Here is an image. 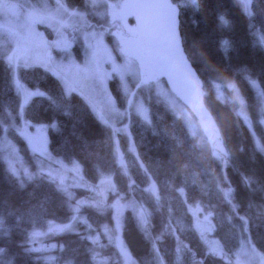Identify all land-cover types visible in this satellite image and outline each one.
I'll use <instances>...</instances> for the list:
<instances>
[{
	"label": "trees",
	"instance_id": "trees-1",
	"mask_svg": "<svg viewBox=\"0 0 264 264\" xmlns=\"http://www.w3.org/2000/svg\"><path fill=\"white\" fill-rule=\"evenodd\" d=\"M103 1L111 4L114 0ZM171 1L178 7L182 47L197 74L201 104L226 153L220 159L208 144L189 135L181 118L158 102L151 89L147 94L140 90L149 122L129 113L126 134H114L78 94H66L60 82L39 67L16 70L20 83L42 92L22 105L2 58L0 137L5 134L31 165L25 141L3 127L21 118L45 124L53 157L76 162L88 183H96L102 175L111 177L115 188L107 197L111 207L81 209L97 233L104 226H116L118 246L102 250L113 257L110 264H159L160 259L165 264H234L231 254L242 239L264 256V152L256 147L252 135L254 132L264 144L258 121V92L264 99V48L260 42L264 38V0H249V13L237 0ZM63 2L88 19L65 33L77 56L83 31L103 33L115 48L110 32L120 30L117 20L107 24L85 0ZM129 23L133 24L132 18ZM41 29L51 35L46 24ZM46 44L52 46L48 37ZM215 84L235 86L251 128L237 115L229 94L223 100L216 97ZM109 87L118 108L126 109L118 81L111 79ZM115 205L122 207L117 211L119 218ZM139 205L148 213L147 234L137 221ZM194 206L209 213L211 236L223 252L209 251L192 227L188 209ZM69 218L66 197L52 182L41 176L19 182L0 155V264H50L27 248L29 235L43 230L48 222L63 224ZM171 223H177L176 227ZM48 241L58 247L57 264H94L96 247L84 232H64Z\"/></svg>",
	"mask_w": 264,
	"mask_h": 264
},
{
	"label": "rangeland",
	"instance_id": "rangeland-1",
	"mask_svg": "<svg viewBox=\"0 0 264 264\" xmlns=\"http://www.w3.org/2000/svg\"><path fill=\"white\" fill-rule=\"evenodd\" d=\"M97 15L104 18L107 24L118 21L119 31H111L110 45L103 33L94 31L82 32L81 50L77 54L72 47V40L65 35L77 23H87L86 15L66 8L63 0H0V58L6 62L12 75L14 90L25 105L35 95H42L38 89H30L20 83L16 77L19 68L39 67L55 77L66 94H78L88 105L96 119L110 128L114 134H126V116L130 113L145 123L149 122L148 111L140 95V90L148 93L185 123L190 136L200 143H206L213 149L216 158L225 155L218 132L209 115L199 105L191 104L183 95H175L164 83L163 77L152 64L142 58L143 45L132 18L131 0H114L106 4L103 0H85ZM193 2L194 0H187ZM244 11L249 13V0H237ZM106 4V6H105ZM40 24V25H37ZM42 24L51 29L47 35ZM40 26V27H38ZM53 41L68 39L71 45L67 48H56L47 45ZM45 39V40H44ZM264 48V38L260 37ZM116 79L125 99L126 109H119L110 91L109 81ZM216 97L223 100L226 94L235 101L237 115L251 128V121L245 111L243 99L232 84L225 86L215 84ZM201 98V91L198 89ZM258 121L264 134V99L258 92ZM11 128L26 143L32 156L28 165L18 152L17 147L5 134L0 137V155L8 171L19 181L25 182L41 176L52 182L66 197L70 218L66 223L48 222L43 230L32 231L27 248L50 264H57L54 242L48 241L52 236L64 232H84L87 239L96 247L94 264H110L113 257L104 255L102 250L108 246H118L116 226L102 227L101 234L93 231L81 213L83 207L101 210L111 207L107 197L115 191L109 175H102L94 183H88L82 176L80 167L74 161L66 162L53 157L48 150L47 128L45 124H31L20 119L12 120L3 129ZM255 145L264 152L262 144L252 132ZM133 151V148L129 146ZM118 162L125 168L119 152ZM80 192V193H78ZM121 205L113 206L116 216ZM192 227L205 242L209 251L221 253L219 242L211 236L212 223L209 213H204L198 206L190 207ZM137 221L147 234L149 229L148 213L139 205L136 210ZM175 228L177 223H171ZM234 264H264V256L253 251L245 240H240L238 247L231 254ZM159 264L163 263L162 259Z\"/></svg>",
	"mask_w": 264,
	"mask_h": 264
},
{
	"label": "water",
	"instance_id": "water-1",
	"mask_svg": "<svg viewBox=\"0 0 264 264\" xmlns=\"http://www.w3.org/2000/svg\"><path fill=\"white\" fill-rule=\"evenodd\" d=\"M132 19L143 45L142 58L152 64L175 95L199 105V81L183 50L179 34L178 7L171 0H131ZM68 39L53 41L67 48Z\"/></svg>",
	"mask_w": 264,
	"mask_h": 264
}]
</instances>
